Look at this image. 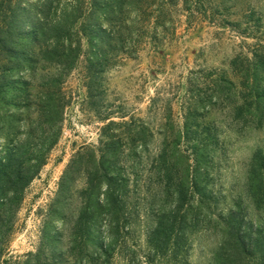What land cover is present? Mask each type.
Listing matches in <instances>:
<instances>
[{"label": "rangeland", "instance_id": "rangeland-1", "mask_svg": "<svg viewBox=\"0 0 264 264\" xmlns=\"http://www.w3.org/2000/svg\"><path fill=\"white\" fill-rule=\"evenodd\" d=\"M0 159V264H264V0H0Z\"/></svg>", "mask_w": 264, "mask_h": 264}, {"label": "trees", "instance_id": "trees-1", "mask_svg": "<svg viewBox=\"0 0 264 264\" xmlns=\"http://www.w3.org/2000/svg\"><path fill=\"white\" fill-rule=\"evenodd\" d=\"M61 27H58L57 30H59V31L62 30ZM42 28H45V31L50 30V29H47L45 25L41 26V29ZM103 33H106V32H103ZM38 35H39V32L35 31L34 37L36 39H38ZM48 111L50 114L52 112L56 113L55 104H53V105L51 104L50 106H48ZM55 122H57V119L56 120L52 119V121H48V123H46V125L50 129V128L54 127V125H52V123L55 124ZM47 138H48V140L50 139V137H47ZM54 143H55V137L52 136L51 142L49 144H46L47 148L52 147ZM13 162H16V161L13 160ZM0 163L7 165V166L9 165L8 164L9 162H6L5 159L4 160L0 159ZM16 163L17 164H16V166H14L13 174L11 176H9L8 180H7V182H9L13 186V188L11 190H14V191L13 192L10 191L12 193H9V195L10 196L12 195L14 199H17L21 196V193H23L24 189L26 188L28 181L31 179V178L30 179L26 178V180L24 181V176L22 175V173H23L22 172L23 162L18 160ZM41 165L42 164L40 163V166ZM95 168L99 172H102V178H104V180H101V175H100V177H97L98 180L93 179L92 181H89V183H88V188L85 191V193H88L87 202H86L87 207L83 211V216H84L85 221L89 220L88 214H90L92 212L91 211V205L93 206V204H96L99 211H102V209L105 207V205L108 206V211L113 215H115L118 211L117 205H118V200H119V188L122 187L121 183L118 182L114 176H112L108 173L107 167L105 165H103L101 162H98L97 166ZM103 188H105V192H104V194H100L99 192ZM192 189H194V187L192 185H191V187H188V189H187V186L185 187V189H184V186H183V189H180V191L178 193L179 197L177 198V200H179L178 205H180L179 209H181V206L183 208L184 204H187V203H185V201H187V198H189V197L191 198V195H193ZM195 193L200 195V189L196 185H195ZM101 195L104 196L103 197L104 199L101 198ZM106 210H107V208H106ZM165 217L166 216H164V215H161V217H159L158 226H157V228H155V230L152 234L153 236H152L151 242L155 243V246L156 245L159 246L160 243L164 244V242L165 241L167 242V240L169 239V235H168L169 233H167L164 230V229H167L166 226H168L166 224ZM168 222L170 224L171 223L173 224V226L170 227L169 229H174V232L177 231V229H178L177 226H178V224H180V223H178L179 222V213L173 212V214L170 215V220ZM235 246L238 247V249H241L240 251H242V252L248 251L252 248L251 245H249L247 243V241H245V239L238 240L237 244H235ZM163 248H164V246H161V247L159 246L160 250H162Z\"/></svg>", "mask_w": 264, "mask_h": 264}]
</instances>
